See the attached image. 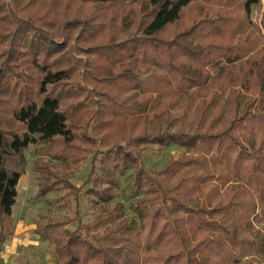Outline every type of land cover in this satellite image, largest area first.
I'll list each match as a JSON object with an SVG mask.
<instances>
[{
    "label": "trees",
    "instance_id": "16d2710c",
    "mask_svg": "<svg viewBox=\"0 0 264 264\" xmlns=\"http://www.w3.org/2000/svg\"><path fill=\"white\" fill-rule=\"evenodd\" d=\"M10 2L0 0L1 31L16 29L9 56L23 48L39 75L34 87L15 82L8 94L0 68V254L15 233L25 151L38 147L37 155L72 164L76 146L100 144L85 195L114 208L74 232L66 229L71 219L41 216L35 233L55 247L56 264H241L264 256L256 226L264 220V21L259 37L248 30L262 0ZM82 53L87 59L76 64L72 56ZM79 77L90 91L74 89ZM129 91L143 94L131 115L149 111L144 122L155 127L110 145L115 96ZM151 145L179 147L185 157L150 171L142 152ZM129 168L143 196L137 231L126 220L114 226L123 217L113 203L118 176ZM34 171L54 180L40 195L65 185L77 197L51 167L37 162Z\"/></svg>",
    "mask_w": 264,
    "mask_h": 264
},
{
    "label": "rangeland",
    "instance_id": "374dc122",
    "mask_svg": "<svg viewBox=\"0 0 264 264\" xmlns=\"http://www.w3.org/2000/svg\"><path fill=\"white\" fill-rule=\"evenodd\" d=\"M128 2V1H125ZM9 3L10 0H9ZM264 21V0H262L259 7H254L251 23L249 25V32L254 34L255 37H259L263 30L261 29ZM23 22V21H22ZM26 27L22 29L25 32ZM16 31L15 27L9 32L1 31L0 35L3 37L2 46L0 48V68L4 72V83H8L7 93L12 92V87L15 82L24 85V89L27 91L28 86L31 84L34 87L35 78L37 75L32 70V64L29 62L27 54H25L23 48H20L21 54H13L15 57L11 58L9 54L11 50V36ZM24 39L21 43L25 44L26 37H31L28 32L23 34ZM19 38V36L17 37ZM23 50V51H22ZM11 58V59H10ZM76 64L78 60L87 59L86 54H75L72 56ZM81 73L84 70H80ZM151 73H145L140 75V79L143 83H147L150 80ZM163 78V77H162ZM73 87L76 90L77 85L81 84L88 91L92 89L91 86L87 85L82 77H79L73 83ZM143 94L140 91H129L126 95L118 94L114 104V110L119 111L117 122L108 132L109 144L114 145L120 143L125 145L127 139L132 137L142 127L147 126L154 128L155 124L152 121L144 122V117L151 115L149 111L144 114L136 115L133 117L130 112L131 106L136 103L139 97ZM155 97V96H154ZM248 98L244 99V103L248 102ZM98 101V98H95ZM85 103H88L85 101ZM135 105V104H134ZM121 106V108H120ZM4 102L0 100V119H2L1 109L4 108ZM124 108V109H123ZM88 134L92 136V126L88 128ZM107 134V133H106ZM80 150L76 153L78 161L68 164L61 163L52 159L51 156L37 155L36 151L38 147H29L25 151L27 158V166L25 168V174L21 178L20 182V196L17 199V205L15 207V224L17 236L15 234L10 238L18 239L16 245L18 247L12 250V259H8L10 264H56L57 255L55 247L52 246L48 240L38 235L32 230V227L37 228V223L41 220V216H45L46 220L52 219L57 220L59 218L71 219L73 222L69 224L66 229L69 232L76 231L80 226H86L93 224L94 221L106 213L108 210L114 207L108 204L99 203L92 204L88 201L85 195L89 188L93 187V183L88 182L90 174L93 170V158L100 151H105L102 145H79L76 146ZM185 157V150L178 147L160 148L156 145H151L145 148L142 152V162L146 168L150 171H162L166 164L171 160H179ZM101 156H98L97 167H99V161ZM40 162L43 165L51 167L53 172H56L63 178H66L68 182L75 188L79 189L77 197L70 193V190L65 185H57L53 190L46 194L40 195L42 183H51L54 180L48 178L43 173H37L34 171L35 163ZM62 164L64 169L57 168V165ZM99 175L96 174L92 179H95ZM134 169L129 168L124 175L118 176L119 190L113 200L114 204H120L122 206L123 217L118 220L115 224L126 220L128 221L130 228L139 230V219L137 214V203L143 197L142 194L133 187ZM45 222V220H44ZM256 226L264 229V220L261 223H256ZM128 228V229H130ZM15 232V233H16ZM103 234V231H99ZM9 240V238L7 239ZM5 251L6 246H3ZM2 254V253H1ZM1 262V255H0ZM241 264H264V256H255L245 259Z\"/></svg>",
    "mask_w": 264,
    "mask_h": 264
},
{
    "label": "crops",
    "instance_id": "0c3cea01",
    "mask_svg": "<svg viewBox=\"0 0 264 264\" xmlns=\"http://www.w3.org/2000/svg\"><path fill=\"white\" fill-rule=\"evenodd\" d=\"M173 147H176V146H173ZM20 182H21V180H20ZM17 190H18V196H20V183H19V186H18ZM16 205L14 206V209H13V225H14V228H15V232H16V227H17V225L15 224V207H16ZM36 229H35V226L32 227V230H34V232L36 231ZM17 232L14 233L15 236H17ZM11 237H9V240H7V242L5 243V246H6L5 251H2L1 252L2 254H0L1 255V262H0V264H10V263H8V259L10 257H12L11 256L13 254L12 253L13 252L12 250H15L18 247V245H16V242L18 241V239L13 238V240L10 241V238ZM10 259H12V258H10Z\"/></svg>",
    "mask_w": 264,
    "mask_h": 264
}]
</instances>
